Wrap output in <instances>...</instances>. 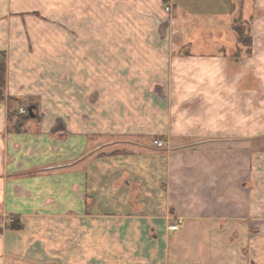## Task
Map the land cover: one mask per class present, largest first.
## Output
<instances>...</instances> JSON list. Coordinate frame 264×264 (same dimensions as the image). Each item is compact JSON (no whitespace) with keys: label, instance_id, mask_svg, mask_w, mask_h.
Wrapping results in <instances>:
<instances>
[{"label":"crops","instance_id":"crops-1","mask_svg":"<svg viewBox=\"0 0 264 264\" xmlns=\"http://www.w3.org/2000/svg\"><path fill=\"white\" fill-rule=\"evenodd\" d=\"M152 1L172 5L186 52L134 65L148 79L126 81L110 80L108 65L95 80L91 63L75 64L93 54L92 33L75 40L76 0H0L7 93L53 105L35 129L13 132L0 104V217L22 223L0 219V264H264V0L133 5ZM255 9L253 56L232 61L231 25ZM50 15L74 18L73 31L49 27ZM51 48L71 63L52 96L31 60Z\"/></svg>","mask_w":264,"mask_h":264},{"label":"rangeland","instance_id":"rangeland-1","mask_svg":"<svg viewBox=\"0 0 264 264\" xmlns=\"http://www.w3.org/2000/svg\"><path fill=\"white\" fill-rule=\"evenodd\" d=\"M210 1L211 0H206L203 3H216L214 1ZM217 1L220 2V0ZM229 1L231 2V0H227V3H229ZM244 2L245 0H238L239 5L240 3L242 4ZM246 2L248 4L251 3L249 0ZM157 3H159L161 9L164 8V3L155 1L151 2L148 9L143 10L134 7L133 0H76L75 18L77 21V36L75 40L78 44L84 43V41L81 40L80 34L92 33L93 54L91 56V62L89 56L80 55L78 53V55L74 58L75 64L77 66H84L86 62L87 64L91 63L93 70L95 71V80H101L100 68L104 65H108L110 80H115L116 78H120L121 80L124 79L126 81L145 80L148 79V76H145L146 73L134 71V65H140L144 67L148 64V62H155V65H162L164 63H168L169 57L165 56H175L177 54L180 55V52L182 51L186 52L187 42H182L181 35L178 34L173 36L171 34L173 30L176 31L178 28H181L180 25L178 23L175 25L170 23V17L166 15L161 17V15L157 12V9L154 7ZM219 6V4L216 6L214 5L212 6L213 8L211 7L205 11H218ZM260 10L263 11L264 9ZM71 13H73L72 10ZM261 13L259 9H255L254 12H252V18L249 19H244L243 14H241V21L245 22L246 28H248L250 32L252 47L251 51L249 52L247 51L248 49L246 46L241 45V49L239 50L240 52L237 53L236 50V53H231L232 57H230V60L233 61V59L237 57L243 60L244 63V61H248V59L253 56V20ZM34 15L36 16L37 13L35 14L34 12ZM53 19L54 17L52 15L44 18V20L49 21V23L55 22L54 24L49 25L51 28L62 27L61 29H63L66 27L69 29L71 27L70 30L73 29V25H71V23L69 24V21L73 22L72 20L74 18H71V20L68 18H62L60 20ZM235 25H239V23L237 22L236 24L234 22L231 26L234 27ZM238 27L243 28L242 26ZM246 28L244 29L245 34L247 32ZM53 30L55 31L56 29H50L49 31ZM107 34H114L115 36L116 34L122 35L124 40L116 41L115 38L113 40H104L103 37ZM76 42H65L63 46L68 49L71 48ZM173 44H176L174 50L172 49ZM51 50L52 48L48 51V55L40 57V59H31L32 62H34L32 63L34 65L43 64V67H40L41 70L38 73V80H40V82H38L39 85L37 88L42 89L39 88V86H43L45 88L43 90L49 92L50 96L54 94H52V92L55 87V83L70 81L67 67H69V64H71L70 58L67 56V54H65L66 52L61 51L60 55H55L53 52L51 53ZM133 50H135L138 55H134L135 52ZM2 54L6 61V56L4 53ZM55 68H60L61 72ZM81 74L84 76V73ZM79 76L80 75L78 74L77 77ZM67 89L68 87L62 90V96L65 94ZM40 97L41 96H39V94H30V92L24 96V98L9 95L7 93L6 83L3 94H0V104L6 105L7 116L9 117L10 122L9 127L12 129H10L11 131H24L26 128L25 123L27 122H32L35 129L41 120V111H51L53 105H41ZM64 104V107H66L67 110H75L76 106H71L68 103ZM83 107V105H77V111H80V109L82 110ZM24 116H28V120L25 122L24 120H21L24 119ZM0 219H2L1 224L3 229L8 226L21 227L22 224L16 215L4 214L0 217ZM1 224L0 230L2 229ZM60 263L65 264V262Z\"/></svg>","mask_w":264,"mask_h":264},{"label":"trees","instance_id":"trees-1","mask_svg":"<svg viewBox=\"0 0 264 264\" xmlns=\"http://www.w3.org/2000/svg\"><path fill=\"white\" fill-rule=\"evenodd\" d=\"M242 12V9H241ZM242 13H240V17H238L234 22L237 24V22L239 23V25H235L234 27H232V31L234 32V34L236 35V39H237V43H238V48H237V53L240 52L239 50L241 49V45L242 46H246L247 47V51H251V47H252V39H251V35L249 32V29L246 28V24L245 22L241 21L242 18ZM233 22V23H234ZM243 23V24H242ZM238 26H242L243 28H240ZM247 29V32L245 34V30ZM247 35V36H246ZM250 49V50H249ZM247 52V53H249ZM7 74V65H6V61L4 59V56L2 53H0V94H3V91L6 87V75ZM24 122L26 120H28V116H24Z\"/></svg>","mask_w":264,"mask_h":264},{"label":"built area","instance_id":"built-area-1","mask_svg":"<svg viewBox=\"0 0 264 264\" xmlns=\"http://www.w3.org/2000/svg\"><path fill=\"white\" fill-rule=\"evenodd\" d=\"M164 12H165L166 16L170 17V19H169L170 23L175 25L176 24L175 23V14H174L172 5H170V4L164 5ZM171 34L173 36H176L178 34L181 35V40H182L183 43H185L186 40H187V35L188 34H187V31L185 29H183V28H178V30H176V31L173 30L171 32ZM175 47H176V44H173L172 49L174 50ZM154 144H156L158 146H163V142L159 141V140H154ZM170 229L174 230V231L178 230V224L171 225Z\"/></svg>","mask_w":264,"mask_h":264}]
</instances>
